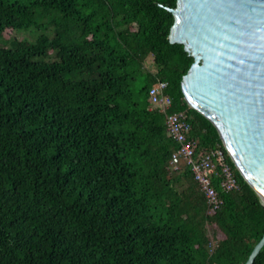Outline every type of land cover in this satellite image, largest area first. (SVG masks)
Instances as JSON below:
<instances>
[{
    "label": "trees",
    "instance_id": "obj_1",
    "mask_svg": "<svg viewBox=\"0 0 264 264\" xmlns=\"http://www.w3.org/2000/svg\"><path fill=\"white\" fill-rule=\"evenodd\" d=\"M177 5L0 0V264H246L264 203L188 104L195 59L170 41ZM159 82L167 112L149 98ZM180 111L198 150L224 149L237 179L217 209L186 164L172 168L166 119Z\"/></svg>",
    "mask_w": 264,
    "mask_h": 264
},
{
    "label": "water",
    "instance_id": "obj_2",
    "mask_svg": "<svg viewBox=\"0 0 264 264\" xmlns=\"http://www.w3.org/2000/svg\"><path fill=\"white\" fill-rule=\"evenodd\" d=\"M170 41L195 59L188 104L218 129L241 175L264 203V0H178ZM264 247V236L246 264Z\"/></svg>",
    "mask_w": 264,
    "mask_h": 264
},
{
    "label": "built area",
    "instance_id": "obj_3",
    "mask_svg": "<svg viewBox=\"0 0 264 264\" xmlns=\"http://www.w3.org/2000/svg\"><path fill=\"white\" fill-rule=\"evenodd\" d=\"M167 87V82H159L149 92L153 106L160 107L163 112L172 106V99L166 94ZM166 124L169 136L179 145L172 156V168L178 170L183 163L186 164L200 184L209 207L219 208L223 203L220 192H229L237 187V179L226 161L225 150L199 151L198 141L189 136L192 127L186 111L167 114Z\"/></svg>",
    "mask_w": 264,
    "mask_h": 264
},
{
    "label": "rangeland",
    "instance_id": "obj_4",
    "mask_svg": "<svg viewBox=\"0 0 264 264\" xmlns=\"http://www.w3.org/2000/svg\"><path fill=\"white\" fill-rule=\"evenodd\" d=\"M33 30H23V31H17L12 33L10 31H7L5 33V37L9 38L11 35H13V38L15 39H31L33 37ZM0 46H9V43L7 41L0 39Z\"/></svg>",
    "mask_w": 264,
    "mask_h": 264
}]
</instances>
